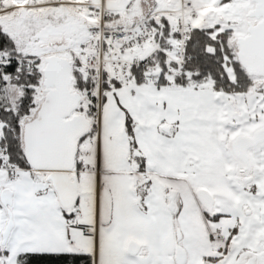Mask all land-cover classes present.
Segmentation results:
<instances>
[{
  "label": "snow or ice",
  "instance_id": "6c2138e0",
  "mask_svg": "<svg viewBox=\"0 0 264 264\" xmlns=\"http://www.w3.org/2000/svg\"><path fill=\"white\" fill-rule=\"evenodd\" d=\"M0 264H264V0H0Z\"/></svg>",
  "mask_w": 264,
  "mask_h": 264
}]
</instances>
